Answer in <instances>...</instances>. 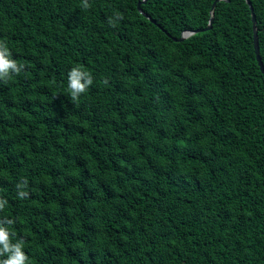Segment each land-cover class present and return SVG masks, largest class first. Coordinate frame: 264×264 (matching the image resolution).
Returning a JSON list of instances; mask_svg holds the SVG:
<instances>
[{"label":"trees","instance_id":"trees-1","mask_svg":"<svg viewBox=\"0 0 264 264\" xmlns=\"http://www.w3.org/2000/svg\"><path fill=\"white\" fill-rule=\"evenodd\" d=\"M215 1L0 0L25 65L0 81V224L28 264H264V0Z\"/></svg>","mask_w":264,"mask_h":264},{"label":"clouds","instance_id":"clouds-1","mask_svg":"<svg viewBox=\"0 0 264 264\" xmlns=\"http://www.w3.org/2000/svg\"><path fill=\"white\" fill-rule=\"evenodd\" d=\"M108 24L112 25L115 18H108ZM25 65L18 63L13 58L9 47L4 42H0V81L10 78L13 74H18L24 69ZM93 83L90 73L84 71L80 67H72L67 73V94L71 100H76L83 94ZM22 185H17V195L26 196V192L19 190ZM5 201L0 200V208H3ZM12 220H8L7 224L11 225ZM0 264H28V257L23 248L22 241H12L10 239V229L4 224H0Z\"/></svg>","mask_w":264,"mask_h":264},{"label":"water","instance_id":"water-1","mask_svg":"<svg viewBox=\"0 0 264 264\" xmlns=\"http://www.w3.org/2000/svg\"><path fill=\"white\" fill-rule=\"evenodd\" d=\"M145 1V0H144ZM217 1H219V0H217ZM217 1H215L214 3H213V6H212V12L214 11V8H215V5H216V2ZM247 1V3L251 6V2H250V0H246ZM139 9H140V11L142 12V13H144L143 12V10L141 9V3H139ZM251 9H252V7H251ZM148 16V15H147ZM149 17V16H148ZM253 20H254V27H255V16L253 15ZM211 24H212V20L210 21V24H209V27H211ZM255 32H256V28H255ZM192 33H194L193 31H187V32H185V33H183V35H182V37L180 38V40H183V39H185V38H187L189 35H191ZM254 41H255V50H256V55H257V59H258V62H259V65H260V67H261V70H262V72L264 73V64H263V62H262V59H261V57H260V48H259V43H258V40H257V32L255 33V39H254Z\"/></svg>","mask_w":264,"mask_h":264}]
</instances>
